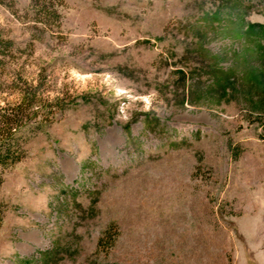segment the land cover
<instances>
[{"label": "rangeland", "instance_id": "1", "mask_svg": "<svg viewBox=\"0 0 264 264\" xmlns=\"http://www.w3.org/2000/svg\"><path fill=\"white\" fill-rule=\"evenodd\" d=\"M63 1L0 4V106L62 109L0 169V264H264V0Z\"/></svg>", "mask_w": 264, "mask_h": 264}, {"label": "trees", "instance_id": "2", "mask_svg": "<svg viewBox=\"0 0 264 264\" xmlns=\"http://www.w3.org/2000/svg\"><path fill=\"white\" fill-rule=\"evenodd\" d=\"M0 4L9 8L17 16L14 0H0ZM63 0H30L26 14H30L33 26L40 31L53 32L60 25ZM13 43L0 38V63ZM1 85V83H0ZM19 102L0 106V169L5 170L18 163L25 155L27 139L24 131L40 129L51 123L55 115L61 112L60 103L48 101L42 97L39 87L26 86Z\"/></svg>", "mask_w": 264, "mask_h": 264}]
</instances>
